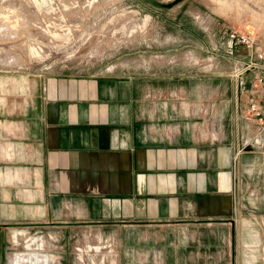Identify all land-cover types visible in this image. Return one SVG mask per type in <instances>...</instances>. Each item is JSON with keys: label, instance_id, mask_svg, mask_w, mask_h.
Masks as SVG:
<instances>
[{"label": "rangeland", "instance_id": "1", "mask_svg": "<svg viewBox=\"0 0 264 264\" xmlns=\"http://www.w3.org/2000/svg\"><path fill=\"white\" fill-rule=\"evenodd\" d=\"M230 31L249 34L252 49L230 48ZM259 54L264 0H0V114L15 107L9 117L18 115L29 94L54 78L104 73L152 77L158 98L170 91L197 115L228 111L241 164L234 169L232 215L176 223L148 236L158 232L172 243L163 250L167 259L177 257L175 264H264V152L253 149L258 130L247 134L242 127L247 102L263 97ZM14 152L0 140L3 171L21 162L22 153ZM128 233L72 226L49 233L13 228L2 237L10 240L12 264H57L62 249L67 264H155L153 237Z\"/></svg>", "mask_w": 264, "mask_h": 264}, {"label": "crops", "instance_id": "2", "mask_svg": "<svg viewBox=\"0 0 264 264\" xmlns=\"http://www.w3.org/2000/svg\"><path fill=\"white\" fill-rule=\"evenodd\" d=\"M151 79L61 76L29 94L18 115L9 117L15 107L0 114V140L23 155L10 173L0 166V264H12L10 240L2 236L13 228L49 233L72 226L153 237L150 258L162 264L172 243L149 230L232 215L241 164L228 111L197 115L170 91L158 98ZM242 127L258 130L247 118ZM256 135L253 149L264 152V134ZM66 256L62 249L57 264H67Z\"/></svg>", "mask_w": 264, "mask_h": 264}, {"label": "built area", "instance_id": "3", "mask_svg": "<svg viewBox=\"0 0 264 264\" xmlns=\"http://www.w3.org/2000/svg\"><path fill=\"white\" fill-rule=\"evenodd\" d=\"M228 46L231 48L234 44H241L248 50L252 49L253 47V39L250 37L249 34L246 33H239L236 31H230L227 34ZM260 58H264L263 54L258 55ZM255 65V64H254ZM260 68L264 69V66L257 65ZM258 81L263 83V77H259ZM262 98L260 100L251 99L247 102L246 106V118L252 120L257 124L258 127V134H264V92L262 94ZM259 139V135H256L253 138V141H257ZM43 257V255L41 256Z\"/></svg>", "mask_w": 264, "mask_h": 264}, {"label": "water", "instance_id": "4", "mask_svg": "<svg viewBox=\"0 0 264 264\" xmlns=\"http://www.w3.org/2000/svg\"><path fill=\"white\" fill-rule=\"evenodd\" d=\"M245 141H248V138H246ZM248 144H249V143H248ZM250 145H251V144H249V146H247V149H250Z\"/></svg>", "mask_w": 264, "mask_h": 264}, {"label": "bare ground", "instance_id": "5", "mask_svg": "<svg viewBox=\"0 0 264 264\" xmlns=\"http://www.w3.org/2000/svg\"><path fill=\"white\" fill-rule=\"evenodd\" d=\"M21 256V255H20ZM36 258V257H35ZM40 258V257H39ZM20 259V258H19ZM22 260H24V259H22ZM23 263V262H22Z\"/></svg>", "mask_w": 264, "mask_h": 264}]
</instances>
